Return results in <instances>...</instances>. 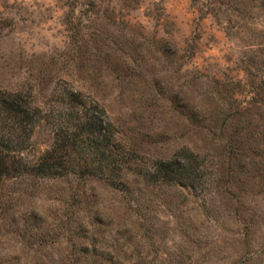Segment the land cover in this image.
<instances>
[{
	"label": "rangeland",
	"instance_id": "1",
	"mask_svg": "<svg viewBox=\"0 0 264 264\" xmlns=\"http://www.w3.org/2000/svg\"><path fill=\"white\" fill-rule=\"evenodd\" d=\"M63 89L186 186L8 178L0 264H264V0H0V92ZM51 143L41 120L22 157Z\"/></svg>",
	"mask_w": 264,
	"mask_h": 264
},
{
	"label": "trees",
	"instance_id": "2",
	"mask_svg": "<svg viewBox=\"0 0 264 264\" xmlns=\"http://www.w3.org/2000/svg\"><path fill=\"white\" fill-rule=\"evenodd\" d=\"M23 93L0 92V184L18 176L40 179L96 180L123 189L130 173L146 185L162 179L186 186L173 165L158 162L152 167H132L104 111L79 91L56 92L60 108L42 110ZM43 120L52 133L50 148L33 161L22 157L36 125Z\"/></svg>",
	"mask_w": 264,
	"mask_h": 264
}]
</instances>
